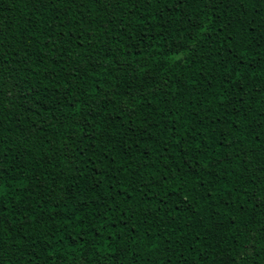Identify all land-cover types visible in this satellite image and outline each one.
<instances>
[{"label":"trees","instance_id":"16d2710c","mask_svg":"<svg viewBox=\"0 0 264 264\" xmlns=\"http://www.w3.org/2000/svg\"><path fill=\"white\" fill-rule=\"evenodd\" d=\"M0 264H264V0H0Z\"/></svg>","mask_w":264,"mask_h":264},{"label":"snow or ice","instance_id":"6c2138e0","mask_svg":"<svg viewBox=\"0 0 264 264\" xmlns=\"http://www.w3.org/2000/svg\"><path fill=\"white\" fill-rule=\"evenodd\" d=\"M180 3H183V0H179ZM212 2H215V0H212Z\"/></svg>","mask_w":264,"mask_h":264}]
</instances>
